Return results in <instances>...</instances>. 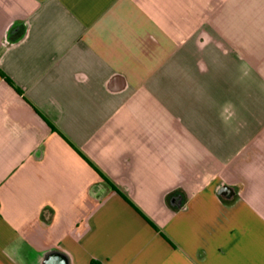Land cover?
I'll use <instances>...</instances> for the list:
<instances>
[{
    "label": "crops",
    "instance_id": "0c3cea01",
    "mask_svg": "<svg viewBox=\"0 0 264 264\" xmlns=\"http://www.w3.org/2000/svg\"><path fill=\"white\" fill-rule=\"evenodd\" d=\"M0 69V264H264V0H0Z\"/></svg>",
    "mask_w": 264,
    "mask_h": 264
},
{
    "label": "water",
    "instance_id": "95a60500",
    "mask_svg": "<svg viewBox=\"0 0 264 264\" xmlns=\"http://www.w3.org/2000/svg\"><path fill=\"white\" fill-rule=\"evenodd\" d=\"M220 193H225L227 196L232 194V189L228 185H222L219 189ZM51 264H66L62 257H57V260Z\"/></svg>",
    "mask_w": 264,
    "mask_h": 264
},
{
    "label": "trees",
    "instance_id": "16d2710c",
    "mask_svg": "<svg viewBox=\"0 0 264 264\" xmlns=\"http://www.w3.org/2000/svg\"><path fill=\"white\" fill-rule=\"evenodd\" d=\"M10 29H11V28H10ZM10 29L8 30V34H9ZM21 36H22V33H20L16 38L12 39L13 42L16 41V40H18ZM0 76H1L2 78H4V80H5L6 82H8L9 84H11V85L13 86L12 81H11V80L5 75V73H3V71H2L1 69H0ZM14 88L16 89L17 92L20 93V89H19V88H17V87H14Z\"/></svg>",
    "mask_w": 264,
    "mask_h": 264
}]
</instances>
